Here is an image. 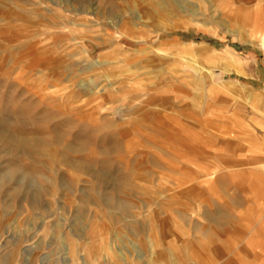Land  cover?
I'll use <instances>...</instances> for the list:
<instances>
[{
    "label": "rangeland",
    "instance_id": "rangeland-1",
    "mask_svg": "<svg viewBox=\"0 0 264 264\" xmlns=\"http://www.w3.org/2000/svg\"><path fill=\"white\" fill-rule=\"evenodd\" d=\"M261 33L264 0H0V264H264Z\"/></svg>",
    "mask_w": 264,
    "mask_h": 264
},
{
    "label": "crops",
    "instance_id": "crops-1",
    "mask_svg": "<svg viewBox=\"0 0 264 264\" xmlns=\"http://www.w3.org/2000/svg\"><path fill=\"white\" fill-rule=\"evenodd\" d=\"M233 1V0H232ZM234 1H238V0H234ZM243 1H245V0H240V2H243ZM218 11V9H215V12H217ZM240 13V15H239V20H242L243 18H245V20L246 21H248V22H253V23H255L254 22V18L252 17L253 16V11L252 12H248L247 10H245V9H242L241 11H239ZM195 13V12H194ZM198 14V13H197ZM260 44L264 47V33H261V35H260ZM214 53V52H213ZM216 55V54H215ZM262 145H260V144H257V148H259V149H261L260 147H261Z\"/></svg>",
    "mask_w": 264,
    "mask_h": 264
},
{
    "label": "bare ground",
    "instance_id": "bare-ground-1",
    "mask_svg": "<svg viewBox=\"0 0 264 264\" xmlns=\"http://www.w3.org/2000/svg\"><path fill=\"white\" fill-rule=\"evenodd\" d=\"M260 148L262 149V146Z\"/></svg>",
    "mask_w": 264,
    "mask_h": 264
}]
</instances>
